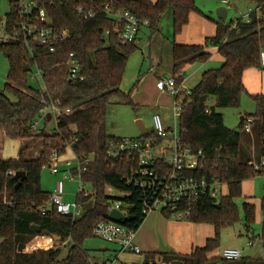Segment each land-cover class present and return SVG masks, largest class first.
<instances>
[{"label": "trees", "instance_id": "16d2710c", "mask_svg": "<svg viewBox=\"0 0 264 264\" xmlns=\"http://www.w3.org/2000/svg\"><path fill=\"white\" fill-rule=\"evenodd\" d=\"M250 1L255 2L257 8L249 14L248 20L242 18L226 22L225 19L215 20L205 15L216 24V34L206 38L205 44L174 42L172 50L173 75L180 73L178 84L184 78L180 72L182 66L205 63L211 58L208 45L218 46V52L224 57L220 67L204 71L191 93L184 95L179 116L183 141L204 155L201 167L191 173L209 183L220 182L228 189L227 194L219 198L201 194L190 202L189 211L182 218L213 226L214 236L203 247H195L188 254L175 251L146 253L142 264H156V257L161 259L159 264H215L218 261L222 264H264V255L238 260L210 256L220 246L222 230L240 220L235 199L242 195L244 181L264 175V168L256 169L251 164L264 156V94L251 95L256 111L245 115L253 117L251 133L243 134L239 129L229 128L223 114L217 111V108L240 107L246 93L244 72L262 68L264 0ZM39 2L49 11L55 27L68 29L70 37L58 44L54 53L37 46L33 55L21 43H0V51L9 60L8 82L4 91H0V129L8 138L27 139L17 158H0V264H90L91 259L97 257L91 256L85 246L86 241L95 236L94 229L99 222L110 219L109 208L113 201L124 203L133 219L121 224L135 232L148 216L143 212L146 202L144 191L126 178L138 164L126 155L119 158L108 156L110 144L122 138L111 135L106 127L111 97L125 99L137 111L131 91L123 92L121 84L130 55L139 49L138 39L122 44L117 24L102 11L90 20L84 19L77 11L78 6L86 4L84 0ZM118 5L148 19L153 32L159 30L163 14L171 8L175 35L189 23L191 13L203 14L195 0H122ZM71 53L80 62L85 76L82 81L69 78L67 62ZM36 70L43 74V88L40 89L29 83L30 75ZM35 78L38 79L37 75ZM53 101L70 108L72 113L62 116L51 133L46 126L32 129V123ZM48 120L46 117L45 121ZM239 128H244L243 122ZM142 137H152L156 143L160 140L153 132H145ZM39 142H42L41 148L33 156L32 149ZM243 142L246 147H243ZM252 143L256 155H252L250 150ZM69 148L80 160H88L80 178L91 187V191L88 195L80 192L76 195V201L83 208L82 214L72 217L56 209L43 214L42 208L48 204L51 193L42 188V170L50 165L54 154L62 157ZM19 171L25 172V178L18 185L20 180L16 174ZM109 187L121 196L109 195ZM184 209L185 205H181L180 210ZM261 211L260 237L264 253V196ZM243 212L250 234L256 205L245 202ZM162 214L167 218L174 216L165 210ZM33 225L39 226L40 230H35ZM52 235L61 236L62 241L50 249L37 247L38 237ZM64 250L67 251L66 256L61 258ZM105 251L98 249V252ZM115 258L118 257L115 255ZM110 262L113 260L106 258L105 264Z\"/></svg>", "mask_w": 264, "mask_h": 264}, {"label": "built area", "instance_id": "2783aa9c", "mask_svg": "<svg viewBox=\"0 0 264 264\" xmlns=\"http://www.w3.org/2000/svg\"><path fill=\"white\" fill-rule=\"evenodd\" d=\"M8 9L2 13V3L0 0V43L10 42L21 43L30 54H35L37 46L45 47L49 52L54 53L58 44L66 41L70 37L68 29H58L55 27L52 17L47 8L43 7L39 0H6ZM85 5L78 6V13L84 19L90 20L102 11L108 18L112 19L118 26L119 39L122 44H127L138 39L139 33L143 28L150 27V21L140 18L130 10L119 6L122 0H84ZM222 3H229V0H221ZM249 16L244 20H248ZM69 78L71 81H82L85 76L81 70V65L75 54L71 53L68 59ZM261 63L264 66V50L261 52ZM42 78V72L37 71ZM177 75H172L158 81V87L162 92L169 93L174 97V115L176 117L175 128H168L160 115L153 116V133L160 140L156 143L152 137H142L138 139L122 138L117 143H111L108 156L119 158L123 155L132 157L138 166L126 177L129 183H134L145 193L146 202L143 212L147 215L153 211L161 212L165 210L182 220L188 213L190 202L201 194H209L212 198H219L222 195L220 182L209 183L204 178H197L191 172L198 170L204 160L202 151H194L183 141L179 128V116L183 106L184 95H189L191 89H187L183 82L177 83ZM208 111V110H206ZM72 113L70 108L61 107L57 101L51 102L49 108L40 118L35 120L31 128L39 127V120L46 117L54 119L57 123L65 114ZM253 117L245 116L243 119L244 129L252 132L251 124ZM264 137V131H263ZM70 149V148H69ZM60 156L53 155L52 160H59ZM74 160L67 159L68 169L64 178L70 176L78 178L79 191L84 195L90 193L86 189V183L80 178L81 170H85L84 165L88 160H80L74 154ZM256 169L264 168V156L259 160L251 162ZM52 173H59L57 166L51 167ZM76 170L77 174L73 171ZM108 194L112 197L117 196V192L109 187ZM119 194V193H118ZM64 181L59 180L56 189L49 198L48 204L42 208L43 214H47L51 209H56L63 215L77 217L82 214L83 208L76 200L65 202ZM123 197V196H122ZM121 200H115L109 208V215L113 209L122 211L128 215ZM185 205L186 209L180 210V206ZM94 235L105 241L115 244L117 249L111 250L116 257L123 252L141 254L142 250L133 241L135 231L125 225L109 220L101 221L94 229ZM41 238V237H39ZM48 248L54 247L53 240L50 238ZM253 242L250 241V245ZM46 245V243H45ZM223 257L228 260H238L242 258V251L232 248L224 250ZM106 258L91 259L90 264H105ZM112 262H110L111 264Z\"/></svg>", "mask_w": 264, "mask_h": 264}, {"label": "rangeland", "instance_id": "374dc122", "mask_svg": "<svg viewBox=\"0 0 264 264\" xmlns=\"http://www.w3.org/2000/svg\"><path fill=\"white\" fill-rule=\"evenodd\" d=\"M2 13L5 14V12L8 9V3L6 0H2ZM156 1V0H155ZM232 6L225 5L220 2V0H196V5L199 7V9L203 12H193L190 15V19L193 21V25L199 27L200 34L202 33V29L209 30L211 29L214 22H212L211 19L207 18L205 15H211V12H213L212 15L217 14V10L219 7H225L227 8L228 15L225 19L226 22H232L236 18H242L249 15L251 11L256 10L257 6L255 2H252L250 0H231ZM248 12V13H247ZM247 15H244L246 14ZM194 15V16H193ZM199 15V16H197ZM195 17V18H194ZM201 19L205 21L208 25L204 27H200L201 23L197 22V24L194 22V19ZM210 17V16H209ZM189 19V22H190ZM205 19V20H204ZM200 24V26H199ZM183 32V30H182ZM181 32V33H182ZM181 33L178 35H175L174 32V22H173V15H172V9L169 8L162 16L159 30L157 31H151L150 28L146 29L144 28L142 30V34L140 36V39H138V46L139 49L134 51L128 60L125 73H124V79L125 81L128 79V69H134L138 64H140V61L143 57V54L146 56V60L149 63L150 59L149 57V50L152 47V55L154 58V66H158L163 59L164 65H171L173 64V41L174 39L177 40V38L181 37ZM196 39L195 41H197ZM206 40V39H205ZM202 43V41L198 40L199 42L195 44H205ZM211 47H218L216 45H208L207 49ZM209 61V60H208ZM194 65H188V68H192L188 72H186V81L184 86L187 89L193 88L200 80L202 70L203 68H199L198 70H194L196 67H203L205 64L201 62L192 63ZM209 64V63H208ZM222 63H214L212 65H208L205 67V69L209 68L210 66H221ZM249 70V69H248ZM256 70H263L264 66H262L261 69L257 68H251L246 73V78L248 80V85L250 89L256 90L258 92L257 94H263L259 92L262 90L260 88L261 82L259 80L258 75L255 77ZM8 71H9V60L6 56V54L2 51H0V91H4V87L6 83L8 82ZM37 75V78L35 76ZM167 77V76H166ZM132 82V83H131ZM30 85H32L35 88H43V83L41 81V77L39 76L37 70L33 72L30 75L29 79ZM131 83V85H130ZM130 83L128 86H130L129 89H132L134 87V84L136 83L130 79ZM255 83V85H254ZM264 86V83L262 84ZM159 88V87H158ZM256 93H249L246 92L242 96L241 105L240 107H226V108H217V111L222 113L224 116V121L226 126L232 129H239L243 132V134L251 133L247 132L244 128L240 129L239 125L241 124V117L245 115H250L255 113L256 111V103L251 98V95ZM10 97L14 100L13 96L10 95ZM143 100L146 102L143 106L140 105L139 111H134L132 107L126 103L125 99H122L119 96H113L111 97V100L107 106V116H106V127L110 134H114L117 137L121 138H131V139H138L141 138L142 135L145 132H151L154 129V122H153V116L156 113H160L163 115V118L166 119V123H164L168 128L174 129L176 124V117L174 115V99L173 97L167 93L162 92L160 89L156 90L153 88L152 91L144 92V95H142ZM167 104H171V106H167ZM164 111V112H163ZM137 120L141 121L143 126L145 127V130H143L139 125L137 124ZM47 128L48 132H53L56 126V122L54 119L48 120L47 122L45 120H39V128L45 127ZM27 143V139H20V138H5L3 143H1L0 147H2V154L0 155L1 158L10 159V158H17L18 154L20 152V149L23 145ZM42 142H39L35 144V146L32 149V155L36 156L38 154V151L41 148ZM243 147H246L245 142H243ZM252 155H256V149L254 151V143H252L250 148ZM254 157V156H253ZM74 160V153L71 149H68L67 153L60 157L59 160H52L50 165H47L42 170V188L50 193H53L56 189L57 183L59 180L64 181V188H65V196L64 201L65 202H74L76 200V195L79 191V180L76 177H73V179L70 178H64V175L67 174L65 171L68 169L66 160L72 159ZM51 167L57 166L60 170L59 173H52ZM222 188V195L227 194L228 189L227 186L223 184ZM86 189L91 191V187L89 185H86ZM116 193L117 191L114 190ZM117 196H121L117 193ZM221 196V195H220ZM219 196V197H220ZM264 196V175L256 176L254 178L248 179L244 181L243 183V192L242 195L235 199L236 204L239 207L240 212V220L236 222L233 226L227 227L222 230L221 232V239H220V246L219 248L212 252L210 256L213 255L223 257L224 250L227 248H235L237 250L242 251V257H252V258H261L263 257V248L260 243V238L256 237L253 239V245H250L252 232H254L255 235H258L261 233L262 230V211H261V200ZM252 202L256 205V215H255V221L250 225V234H248L247 231V224L244 217L243 212V204L245 202ZM156 213H159L158 211H153ZM179 219L177 216L171 217V220H177ZM185 222H189L186 220H183ZM51 237H41L37 238V247L40 249H50L48 248L49 245V239ZM251 238V239H250ZM2 239L0 238V243ZM46 243V245H45ZM55 241H53V244L55 245ZM86 248L89 249V252L91 256L93 257H99V259L103 258H111L113 262L111 264H120V262L128 263V264H142L144 261V257L146 255L145 252H142L141 254H135V253H129V252H123L118 255V258H115V253H112L110 250L117 249L115 244L109 243L105 241L104 239H101L99 237H92L86 241L85 244ZM101 247L109 249L105 253L98 252V249ZM66 250H64V253L61 258L66 256ZM160 260L158 257L155 258L156 264L160 263ZM215 264H222L221 261L216 262Z\"/></svg>", "mask_w": 264, "mask_h": 264}, {"label": "crops", "instance_id": "0c3cea01", "mask_svg": "<svg viewBox=\"0 0 264 264\" xmlns=\"http://www.w3.org/2000/svg\"><path fill=\"white\" fill-rule=\"evenodd\" d=\"M152 1H155V0H152ZM220 2L222 3L221 0H220ZM225 5L232 6V1L229 0V3H226ZM226 10H227V8H226ZM251 12H253V11H251ZM247 13L244 15H247ZM212 14H213V12H211V15H208V16H210L212 19H215V20L220 19L217 16V14L215 16ZM227 15H228V11H227ZM227 15H226V18H227ZM197 16H199V15H197ZM204 16H205V14H204ZM248 16L249 15H247L246 17H242V18L245 19ZM242 18H236L234 21L242 19ZM194 22L196 24H197V22L201 23V26L199 24L200 27H204V26L208 27L207 23L205 21H203L201 19V17H199V19H194ZM192 23H193V21H192V19H190V22L186 26H184L183 32L181 33V37L177 38V40L174 39L173 44H174V42L180 43V44H195V43L199 42L198 40H200V41H202V43H204V40L206 38L213 37L216 34V24L215 23L212 25L211 29L208 27L209 30L202 29L201 34H200L201 30L199 29V27L194 26ZM143 29H141L139 36H138V39H140V36L142 34ZM146 29H148V28H146ZM196 39H198V40L195 41ZM173 44H172V47H173ZM151 49H152V47L149 50V57H148L150 59L149 60L150 62L149 63L147 62V60L145 59L146 56L143 54V57L140 61V64H138V66H136L134 69H131V70L128 69L129 70L128 77H127L128 79L125 81L124 76H123V80H122V84H121V89L123 92L128 93L129 91H131L132 100L137 105V111L140 110V108H141L140 105L143 106L146 103L142 97V95H144V92L152 91L153 88H155L156 90L157 89L159 90L158 81L160 79L170 77L174 74V61H173V64L166 66L163 64V59H162L158 66H156V67L154 66V58H153ZM207 50L211 53V58L209 59V61L203 63V64H205V66L196 67L194 69L195 71L198 70L199 68H201V69L203 68L202 71L204 72V71L209 70V69L218 68L217 66L216 67L210 66L209 68L205 69V67H207L208 65H212L214 63H222L223 64L224 57L221 56L220 53L218 52V47H215V48L211 47ZM188 65H194V64H192V63L186 64L180 68V72H182L184 75L183 84H185V81L187 78L186 72H188L189 70L192 69V68H188ZM249 70H246L244 72V75H243V82H244V85L246 88V92H249L250 94L251 93L257 94L258 92H256V90L250 89L249 85L247 83L248 80L246 78V73ZM256 75H258L259 80L261 82L260 88L262 90H260L259 92L264 94V86H262V84L264 83V71L263 70H261V71L256 70L255 77H256ZM130 79L134 82L136 80V83L134 84V85H136V87L134 90L129 89L130 86H128V85L130 83ZM131 83H130V85H131ZM254 85H255V83H254ZM173 99H174V97H173ZM167 106L169 107V106H171V104L170 105L167 104ZM156 114L160 115L163 122L166 123V119L163 118V115H161V112L156 113ZM242 117H244V116H242ZM138 121L139 120H137V122ZM151 132H153V131H151ZM111 135H114V134H111ZM114 136H116V135H114ZM5 138H8L6 136L5 131L0 129V145H1V143H3ZM2 150H3L2 147H0V155L2 154ZM1 159H5V158H1ZM262 220H263V217H262ZM251 234H252V236H251L252 239L250 238L251 241L253 242L254 241L253 239L258 237V238H260V243L262 246V240L260 237L261 233L258 235H255L254 232H252ZM213 236H214L213 226L206 225V224H196V223H192V222H185L181 219L171 220V218L165 217L161 212H159V213L151 212L148 214V216L146 217V219L144 220V222L142 223L140 228L135 232V236H134L133 241L136 245H138L140 247L142 252H145V253L175 251L178 253L188 254V253H191L195 247H203L206 244V241L208 239L212 238ZM101 248H103V247H101ZM103 249H105L106 251L109 250L107 248H103ZM232 249H235V248H232ZM105 252H103V253H105ZM110 252L112 254L111 250H110ZM214 256H216V255H213L212 257H214ZM99 258H100V256L97 257V259H99Z\"/></svg>", "mask_w": 264, "mask_h": 264}, {"label": "water", "instance_id": "95a60500", "mask_svg": "<svg viewBox=\"0 0 264 264\" xmlns=\"http://www.w3.org/2000/svg\"><path fill=\"white\" fill-rule=\"evenodd\" d=\"M226 15H227V10L226 8L224 7H220L218 8L217 10V16L221 19H226ZM48 118L50 119L49 115H48ZM243 119L244 117L241 118V122H243ZM137 124L139 125V127H141L143 130H145V127H143L141 121H138ZM17 178H19V183L18 185L24 180L25 178V172L24 171H19L17 172L16 174ZM110 219L112 221H115V222H119V223H122L123 221H131L133 219L132 216L130 215H126L124 214L122 211L120 210H117V209H113L111 212H110V215H109ZM33 228L37 231L40 230V227L37 226V225H33ZM51 239L55 242H61L62 241V237L61 236H57V235H52L51 236Z\"/></svg>", "mask_w": 264, "mask_h": 264}]
</instances>
